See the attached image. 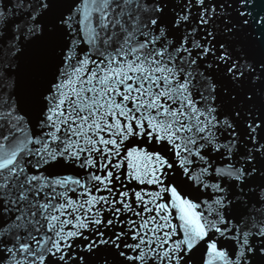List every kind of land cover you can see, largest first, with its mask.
I'll list each match as a JSON object with an SVG mask.
<instances>
[{"label": "snow or ice", "instance_id": "1", "mask_svg": "<svg viewBox=\"0 0 264 264\" xmlns=\"http://www.w3.org/2000/svg\"><path fill=\"white\" fill-rule=\"evenodd\" d=\"M0 264H264V0H0Z\"/></svg>", "mask_w": 264, "mask_h": 264}]
</instances>
